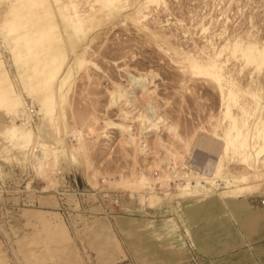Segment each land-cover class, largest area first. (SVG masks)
<instances>
[{
	"label": "rangeland",
	"instance_id": "rangeland-1",
	"mask_svg": "<svg viewBox=\"0 0 264 264\" xmlns=\"http://www.w3.org/2000/svg\"><path fill=\"white\" fill-rule=\"evenodd\" d=\"M263 200L264 0H0V264H264Z\"/></svg>",
	"mask_w": 264,
	"mask_h": 264
},
{
	"label": "built area",
	"instance_id": "built-area-1",
	"mask_svg": "<svg viewBox=\"0 0 264 264\" xmlns=\"http://www.w3.org/2000/svg\"><path fill=\"white\" fill-rule=\"evenodd\" d=\"M174 178H178V175L175 173L174 174ZM159 187L161 188L162 185L159 184ZM136 195L132 194V195H129L128 196V199H134L136 198L135 197ZM102 199L105 201V202H108V203H111L112 205H120L121 203V198L120 196L118 195H115V194H112L110 192H104L103 195H102ZM262 205L264 206V200L261 202Z\"/></svg>",
	"mask_w": 264,
	"mask_h": 264
},
{
	"label": "crops",
	"instance_id": "crops-1",
	"mask_svg": "<svg viewBox=\"0 0 264 264\" xmlns=\"http://www.w3.org/2000/svg\"><path fill=\"white\" fill-rule=\"evenodd\" d=\"M258 218H251V221L248 223L249 225H253L254 221Z\"/></svg>",
	"mask_w": 264,
	"mask_h": 264
},
{
	"label": "bare ground",
	"instance_id": "bare-ground-1",
	"mask_svg": "<svg viewBox=\"0 0 264 264\" xmlns=\"http://www.w3.org/2000/svg\"><path fill=\"white\" fill-rule=\"evenodd\" d=\"M210 70H211V69H210ZM206 71H207V70H206ZM212 72H213V71H212ZM212 72L209 73V72L207 71V73H209V75L212 74ZM213 74H214V73H213ZM213 74H212V75H213ZM212 75H211V76H212ZM214 75H215V74H214ZM217 77H218V76H217ZM219 78H220V77H219ZM219 78H216V79H217V81L220 83V80H221V79H219Z\"/></svg>",
	"mask_w": 264,
	"mask_h": 264
}]
</instances>
